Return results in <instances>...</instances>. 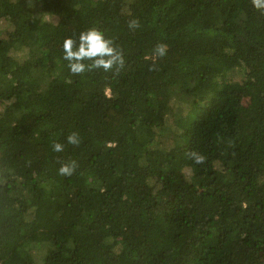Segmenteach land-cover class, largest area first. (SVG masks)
Returning <instances> with one entry per match:
<instances>
[{"label": "trees", "instance_id": "trees-1", "mask_svg": "<svg viewBox=\"0 0 264 264\" xmlns=\"http://www.w3.org/2000/svg\"><path fill=\"white\" fill-rule=\"evenodd\" d=\"M88 27L123 68L70 73L62 42ZM0 264H264L251 0H0Z\"/></svg>", "mask_w": 264, "mask_h": 264}, {"label": "clouds", "instance_id": "clouds-1", "mask_svg": "<svg viewBox=\"0 0 264 264\" xmlns=\"http://www.w3.org/2000/svg\"><path fill=\"white\" fill-rule=\"evenodd\" d=\"M254 10L264 14V0H251ZM40 21H46L47 15H42ZM129 29L139 27V22L135 19L128 24ZM167 46L158 44L154 49V55L164 57ZM61 59L66 62V66L73 75H80L86 71L103 70L109 72L114 69L123 68L125 57L122 51L116 46L115 42L106 35L105 31L97 27H88L78 31L74 36L65 38L61 45ZM81 137L78 132H72L65 137L64 142L54 141L52 150L60 153L65 150L66 144L74 147L79 146ZM189 158L194 166H202L205 157L201 153L191 150ZM77 164L75 161L62 163L58 168V175L71 177L76 172Z\"/></svg>", "mask_w": 264, "mask_h": 264}]
</instances>
